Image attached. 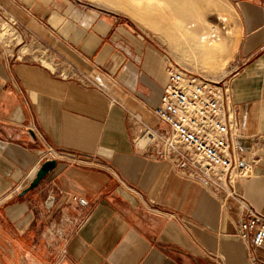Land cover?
<instances>
[{"label":"crops","instance_id":"0c3cea01","mask_svg":"<svg viewBox=\"0 0 264 264\" xmlns=\"http://www.w3.org/2000/svg\"><path fill=\"white\" fill-rule=\"evenodd\" d=\"M228 1L239 37L227 105L237 111L241 155L259 158L254 176L236 188L264 212V0ZM0 4L45 49L0 41V264H56L44 231L76 211L73 195L88 200L89 217L59 264H256L237 235L236 200L227 198L225 208L224 193L134 144L135 115L167 128L154 115L168 80L163 48L127 21L74 0ZM36 130L86 162L58 161L21 196L43 163ZM52 192L56 202L47 209Z\"/></svg>","mask_w":264,"mask_h":264},{"label":"built area","instance_id":"2783aa9c","mask_svg":"<svg viewBox=\"0 0 264 264\" xmlns=\"http://www.w3.org/2000/svg\"><path fill=\"white\" fill-rule=\"evenodd\" d=\"M14 31L21 33L20 23L0 4V41L2 36H14ZM8 43L18 45L22 42L17 44L9 40ZM166 73L168 80L154 115L167 128L146 124L135 115L141 121L135 146L153 157L171 159L185 176L201 180L214 195L224 193L222 205L225 208L227 198L236 200L241 213L237 235L247 244L256 264H264V257L255 252L257 249L264 251V212L236 188L237 182L254 176L259 158L253 156L246 160L240 153L237 111L227 105L228 79L205 78L171 59L166 64ZM35 132L44 146L39 163L53 159L86 162L54 147L40 130ZM20 190L18 187L17 191ZM63 193L58 191L60 195ZM72 199L78 206L76 211L62 213L58 219L50 220L44 231L50 256L56 264L66 256L68 241L89 217L88 200L76 195ZM55 202L56 194L52 192L44 205L51 209ZM214 261L221 264L216 258Z\"/></svg>","mask_w":264,"mask_h":264},{"label":"bare ground","instance_id":"6f19581e","mask_svg":"<svg viewBox=\"0 0 264 264\" xmlns=\"http://www.w3.org/2000/svg\"><path fill=\"white\" fill-rule=\"evenodd\" d=\"M104 5L121 10L133 17L143 29L161 35L175 57L183 63H189L191 57L194 64L199 66L204 62L203 57L220 52L223 57L229 56L230 51L225 42L218 43L215 47L203 44L196 24L186 22L189 17L195 18V9L192 1L195 0H98ZM197 1V0H196ZM202 1V0H200ZM204 1V0H203ZM199 22L205 23L203 18L196 17ZM18 32V31H14ZM217 27L211 26L202 36V40L215 41ZM216 37H213L215 36ZM212 43V42H211ZM170 51V52H171ZM233 52V51H231ZM198 58H202L199 62Z\"/></svg>","mask_w":264,"mask_h":264},{"label":"rangeland","instance_id":"374dc122","mask_svg":"<svg viewBox=\"0 0 264 264\" xmlns=\"http://www.w3.org/2000/svg\"><path fill=\"white\" fill-rule=\"evenodd\" d=\"M75 3H79L86 7L87 10H92L94 12L102 13V14H108L111 16H115L118 19L122 21H127L130 23L138 32L146 36L147 38L151 39L155 43L159 44L165 53L168 56V60H174L177 64L180 66L187 68L205 78L214 79V80H220L222 78L228 79V72H229V66L231 64V59L235 51L236 43L238 41L239 33L237 29V23L235 19V13L234 9L231 5V3L228 0H195L192 1L195 9V18H187L186 22H192L196 24V28L199 30V36L203 44H207L209 47H215L218 43L225 42L227 45V48L230 51L229 57H223L220 52L215 54H209L203 57V61L201 62V59H199L200 65L196 66V63L194 64V58L191 57L189 63H183L182 61H179L177 57L174 56L172 53L170 46L166 42V40L159 34L152 33L148 29H143L139 23L130 15L127 13L115 9L110 8L103 3L99 2L98 0H74ZM199 18H203L206 20L205 23H201L198 21ZM217 27V38H220V40L209 41L202 40V36L207 33V31L210 32L211 26ZM22 39L20 42L21 44L19 47H22L25 43H32L36 44L37 47H39L38 52H43L45 49L43 46L36 40L34 37H28L25 38L24 34L22 33ZM13 41L12 37L8 36V38H4V41L8 43V41ZM212 42V43H211ZM171 51V52H170ZM233 51V52H231ZM167 60V62H168ZM261 257H264V254H261Z\"/></svg>","mask_w":264,"mask_h":264},{"label":"water","instance_id":"95a60500","mask_svg":"<svg viewBox=\"0 0 264 264\" xmlns=\"http://www.w3.org/2000/svg\"><path fill=\"white\" fill-rule=\"evenodd\" d=\"M58 161L53 159V160H46L44 161L39 169L37 170L35 176L33 177V179L30 181L29 185L24 188L21 192L20 195H25L26 193H28L30 190L36 188L39 183L45 179L50 173L51 171L57 167Z\"/></svg>","mask_w":264,"mask_h":264}]
</instances>
